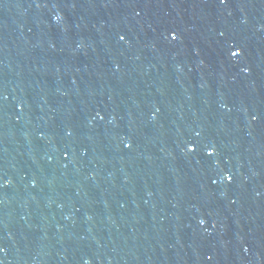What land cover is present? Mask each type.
<instances>
[{
    "label": "water",
    "instance_id": "water-1",
    "mask_svg": "<svg viewBox=\"0 0 264 264\" xmlns=\"http://www.w3.org/2000/svg\"><path fill=\"white\" fill-rule=\"evenodd\" d=\"M0 249L264 264V0H0Z\"/></svg>",
    "mask_w": 264,
    "mask_h": 264
},
{
    "label": "snow or ice",
    "instance_id": "snow-or-ice-1",
    "mask_svg": "<svg viewBox=\"0 0 264 264\" xmlns=\"http://www.w3.org/2000/svg\"><path fill=\"white\" fill-rule=\"evenodd\" d=\"M121 39H123V37H121ZM201 223H203V221H201ZM3 249H0V251H2Z\"/></svg>",
    "mask_w": 264,
    "mask_h": 264
}]
</instances>
